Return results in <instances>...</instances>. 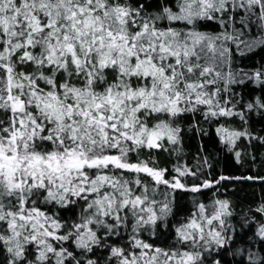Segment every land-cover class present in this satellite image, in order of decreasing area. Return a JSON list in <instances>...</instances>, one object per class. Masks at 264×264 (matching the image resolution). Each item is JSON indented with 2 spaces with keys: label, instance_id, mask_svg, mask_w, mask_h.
Here are the masks:
<instances>
[{
  "label": "snow or ice",
  "instance_id": "obj_1",
  "mask_svg": "<svg viewBox=\"0 0 264 264\" xmlns=\"http://www.w3.org/2000/svg\"><path fill=\"white\" fill-rule=\"evenodd\" d=\"M209 146L264 149V0H0V264H264Z\"/></svg>",
  "mask_w": 264,
  "mask_h": 264
},
{
  "label": "trees",
  "instance_id": "obj_2",
  "mask_svg": "<svg viewBox=\"0 0 264 264\" xmlns=\"http://www.w3.org/2000/svg\"><path fill=\"white\" fill-rule=\"evenodd\" d=\"M256 59H259V56H257ZM253 63L254 61L245 62V64L248 66H252ZM209 132L210 136L203 137V141H201L200 138H197L192 140L186 146V155L182 157V159L179 161L180 163L186 162L189 165H195L197 163V148L201 142H207L210 138L215 137L214 126L209 129ZM209 151L212 152V156L209 160V163L212 165V167L209 168L207 165H205L203 168L205 173H212L216 176L221 173L233 176H264V156L261 155V153L264 152V149L257 147L254 150L255 160L249 156H245L242 163H237L231 154L212 151L211 146H209ZM199 155L203 156L204 153H199ZM176 162L177 161L175 158H172L169 162L166 154H162L161 156V166H164L165 163H167V166L170 168L171 165ZM224 185L225 186L220 190V194L229 196V198H231L236 203L237 211H240L242 208H246L248 205L254 206L260 201L261 196L264 195V183L260 181H225ZM210 197L211 193L208 192L205 196H202L201 199L207 203ZM187 207L191 208L190 199L187 201Z\"/></svg>",
  "mask_w": 264,
  "mask_h": 264
}]
</instances>
